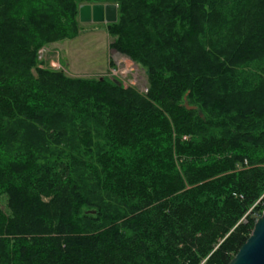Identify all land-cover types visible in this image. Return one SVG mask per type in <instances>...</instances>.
Returning a JSON list of instances; mask_svg holds the SVG:
<instances>
[{
    "label": "trees",
    "instance_id": "obj_1",
    "mask_svg": "<svg viewBox=\"0 0 264 264\" xmlns=\"http://www.w3.org/2000/svg\"><path fill=\"white\" fill-rule=\"evenodd\" d=\"M93 4L117 5L109 48L146 94L40 66ZM79 115L108 138L93 175L117 204L95 215L70 161L7 126L57 145ZM263 194L264 0H0V264H228Z\"/></svg>",
    "mask_w": 264,
    "mask_h": 264
},
{
    "label": "rangeland",
    "instance_id": "obj_2",
    "mask_svg": "<svg viewBox=\"0 0 264 264\" xmlns=\"http://www.w3.org/2000/svg\"><path fill=\"white\" fill-rule=\"evenodd\" d=\"M108 29L107 24L104 23L77 22V35L74 38L48 43L38 51L40 66L50 71L62 72L70 78H105L110 82L118 83L124 90H132L138 95L146 94L147 78L143 68L109 48L112 39L108 35ZM33 124L34 127L28 129L27 126ZM33 124L14 121L7 123V126L8 131L22 127L27 142L35 143L33 145L41 149L43 154L41 158L55 155L70 161L73 166L72 193L76 199H79L77 201L74 199V203L76 205L87 203L86 206L80 207V211L95 215L97 210L104 212L107 207L117 204L113 197L95 185L93 175L100 170L99 156L108 145L105 129L94 120L79 115L68 124L66 137L57 145H49L37 137L38 129L43 125ZM82 133H86L87 139H81ZM11 141L20 142L21 139L12 137ZM244 165H246L245 161ZM263 196L264 194L260 199ZM2 204L3 202L0 201V205ZM261 204L263 206L264 202Z\"/></svg>",
    "mask_w": 264,
    "mask_h": 264
},
{
    "label": "water",
    "instance_id": "obj_3",
    "mask_svg": "<svg viewBox=\"0 0 264 264\" xmlns=\"http://www.w3.org/2000/svg\"><path fill=\"white\" fill-rule=\"evenodd\" d=\"M116 20V4L80 5L78 7L79 23L112 24ZM184 107L189 111L195 109L189 106L186 100ZM228 264H264V210L255 221L249 237Z\"/></svg>",
    "mask_w": 264,
    "mask_h": 264
}]
</instances>
